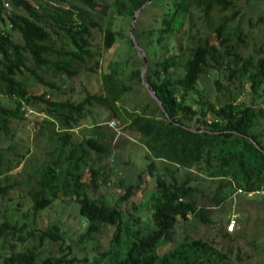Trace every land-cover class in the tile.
<instances>
[{"label":"trees","instance_id":"obj_1","mask_svg":"<svg viewBox=\"0 0 264 264\" xmlns=\"http://www.w3.org/2000/svg\"><path fill=\"white\" fill-rule=\"evenodd\" d=\"M146 1L0 0V95L12 99L11 106L0 105V135L12 138L11 122L33 110L51 126L55 143L53 157L42 163L25 194L23 210L21 202L15 207L18 214L0 205V264H98L107 256V264H246L257 253L249 250L255 251L261 234L247 239L245 214L236 218L244 224L241 230L221 228L220 241L186 233L169 249L162 248L190 218L213 222L202 198L219 206L234 194L264 192V127L257 128L264 121V45L242 33L245 13L237 0H152L143 6ZM103 2L109 13L101 27L90 11ZM152 6L160 9L155 21L147 29L134 27L133 35L146 55L144 77L164 110L142 83V58L141 65L131 56L125 63L108 62L93 43L94 31L101 29L102 50L126 38L138 54L129 35L131 19L137 9L142 7L139 19ZM97 66L103 68L100 91H87L80 100L51 95L61 87L47 74L73 79ZM221 71L226 84L214 83L225 90V100L216 99V104L202 97L198 83ZM26 76L44 90L32 92L23 81ZM69 92L77 94L74 88ZM237 94H247L248 102L236 101ZM129 100L131 109L126 108ZM95 106L109 109L112 121L125 120V128L136 132L147 149L145 167L135 176L120 175L113 184L121 192L110 198L95 194L119 174L114 163L105 170L112 147L98 131L100 125L83 140L73 139V129ZM2 152L0 148V198L9 200L17 184L16 173L10 172L22 155L5 160ZM206 180L214 185L210 196L200 188ZM145 192L148 215L141 213ZM56 203L76 206L83 222L73 244L63 212L42 223V212ZM107 228L109 248L92 263L81 243L104 238ZM47 242L60 251L42 257ZM114 244H122L121 251L110 248Z\"/></svg>","mask_w":264,"mask_h":264},{"label":"rangeland","instance_id":"obj_2","mask_svg":"<svg viewBox=\"0 0 264 264\" xmlns=\"http://www.w3.org/2000/svg\"><path fill=\"white\" fill-rule=\"evenodd\" d=\"M105 3L103 2V6L99 5L95 10L90 11L91 17L97 21L101 27H103L104 20L109 13L108 5ZM237 4L239 8H241V12L245 13V17L241 21L242 33H248V36L255 37V41L257 43L259 42L264 45V3L255 0H237ZM159 10L160 9L158 6H152L147 10L146 13L142 14L139 19L137 14L133 22L132 33L134 27H137V31L151 27L152 23L157 17L156 13H158ZM102 36L101 29L94 31L93 43L95 49L97 48L103 53L106 61H110L112 63H125L126 58L131 56L133 62L136 64L140 63L141 65L142 62L141 60L139 61V58L142 57L139 55V53L135 54L132 52L126 38H117L112 48L109 50H102ZM141 38L143 41H145L143 36H141ZM15 39L19 40V37L15 35ZM55 42L56 46L61 45V42L58 40V38L55 39ZM249 45L250 47L253 46L251 43H249ZM139 47L141 50L143 49L140 45ZM94 69L95 71L93 72L82 71L73 79H63L56 73L47 74L46 79L55 81L61 87V90L53 89L51 91V95L58 99L73 98L80 100L85 96L87 91H100L102 88L101 71L103 68L100 70L101 68L97 66L94 67ZM215 79L219 81L220 85L226 84V80L223 77V71H221V73H212L211 76L202 78L198 83V88L204 99L211 100L217 104L216 99L219 100L220 98L222 101L225 100V97L221 94L224 93L225 90L223 88H216L214 83ZM23 81L32 92L39 93L44 90V87L37 84V82L32 77L26 76L23 78ZM70 88H74L77 94H71V92H69ZM141 91L143 93L141 94L144 97V91ZM248 100L249 96L247 94L236 95V101L238 102H248ZM132 104V101L129 100V102L126 103V108L131 109ZM0 105L11 106L12 99L0 95ZM111 114L112 112L105 107H92L90 112L85 115V117L81 119L79 124L73 129V139L74 141L79 142L92 133L94 126L96 127V125H100L98 131L105 135L106 141L110 143L112 147L111 155L104 160L105 170L112 168L114 163L117 165L116 167L119 174L117 176L111 175L112 181H110L105 186H101L97 193H95L96 196L107 198H110L112 195L116 196L118 194L119 190L116 186H114L113 182L116 181L120 175L129 173V175L135 176L137 170L144 168L147 162L145 161L147 149L139 139V135L133 130L125 128V120L114 119L112 121ZM36 122H39L40 124L36 125ZM263 127L264 121L261 120L259 121L257 128L260 130ZM11 132H13L12 138L2 134L0 135V148L3 150V158L5 160L9 158L15 160L21 155L22 157L20 158L18 166L10 172L11 174L16 173L15 175L17 184L10 192L9 200L0 198V205L2 207H8L9 211L12 212V210L15 211V207L18 202L23 203V205L19 206L22 210L24 206L27 205L25 194L30 188L34 186V181L39 176L42 163L45 160H50L53 157L51 151H53L55 143L52 139L54 137L53 129L46 121H43L41 114H37V112L33 110H27L24 114V119L12 121ZM262 142L264 144V132L262 135ZM11 144L14 146V148L10 151H6L5 149ZM14 154L17 156H14ZM183 173L184 172L182 171L181 175H183ZM213 186L214 185L210 184L208 180L203 181V183L200 184V188L205 190L208 196L211 195ZM153 188V185L150 184L148 191L153 192ZM120 192L121 190L119 193ZM147 193L148 192H145L143 194V203L141 207V213L143 215H148L150 212V204ZM262 195H264L263 191L258 194H234L219 206H213L207 200V198H202L201 202L209 205L211 208L210 217L213 222L202 223L190 218L189 221L181 223L180 226L176 228L172 243L169 246H164L162 249H169L175 243L182 240L186 233L190 234L194 238H213L220 241L221 236L219 231H221V228L226 225L228 229L230 220L234 219L235 227L233 230H231V232L235 231L236 228L241 230L244 224H239L236 218L239 216L243 217L242 215L245 214L246 216L248 215L249 219L243 228L247 239L251 240L252 238L261 234L258 236V239L255 240V251L251 248L249 250V252L257 253H253L254 258H252L250 261H247L246 264H264V256H262V254H264V199L259 201V198L262 197ZM15 212L18 214L17 211ZM61 212H63L61 220L64 221L67 226L66 228L69 234L68 240L73 244L78 241L77 236L81 233V230H83L84 227L83 222L76 212V206H63L61 203L53 204L51 207L42 212V223L46 224L50 221H53L54 219H57L60 217ZM255 219L258 220L256 223L254 222ZM110 233V230L107 228L105 230V235H103L104 238L98 239L96 236L93 241L90 240L81 243V245L85 244V252H91L89 256L92 263H96L94 258L98 252L105 251L109 248V237L106 236V234L110 235ZM121 245H110V248L115 251H121ZM94 246H96V248H94ZM242 249L244 250V247ZM41 251L42 257H45L50 253H58L60 249L56 243L47 242L43 247H41ZM109 259V256L103 260L99 259L100 262L98 264H107L110 261Z\"/></svg>","mask_w":264,"mask_h":264},{"label":"water","instance_id":"obj_3","mask_svg":"<svg viewBox=\"0 0 264 264\" xmlns=\"http://www.w3.org/2000/svg\"><path fill=\"white\" fill-rule=\"evenodd\" d=\"M151 1H152V0H147V1L143 4V6H145L146 4L150 3ZM143 6H142V7H143ZM142 7H141V8H142ZM141 8L137 9V10L134 12V15H133V17H132V26H133V22H134V20H135V18H136V16H137L138 12H139V10H140ZM130 37H131V39L133 40L135 47L138 49V53H139V55H140V56L142 57V59H143V65H142L141 74H140V75H141V79H142V83H143V85L148 89L150 95H151V96L157 101V103L162 107V103H161V101H160L159 98L157 97L155 91L150 89V86H149L148 82L146 81V79H145V77H144V73H145L146 65H147V59H146V56H145L144 51H142V50L140 49V47L137 45V42L135 41L134 35H133V33H132V30L130 31ZM162 109H163V107H162ZM163 110H164V109H163ZM254 144H255L256 146H258L255 142H254Z\"/></svg>","mask_w":264,"mask_h":264},{"label":"built area","instance_id":"obj_4","mask_svg":"<svg viewBox=\"0 0 264 264\" xmlns=\"http://www.w3.org/2000/svg\"><path fill=\"white\" fill-rule=\"evenodd\" d=\"M7 5V3H6ZM235 227V221L234 219L230 220L229 224H228V229L232 230Z\"/></svg>","mask_w":264,"mask_h":264}]
</instances>
